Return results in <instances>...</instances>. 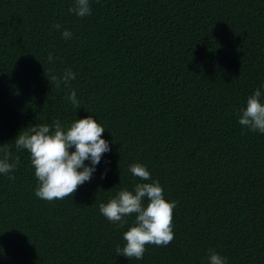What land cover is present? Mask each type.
I'll return each instance as SVG.
<instances>
[{
    "label": "trees",
    "instance_id": "obj_1",
    "mask_svg": "<svg viewBox=\"0 0 264 264\" xmlns=\"http://www.w3.org/2000/svg\"><path fill=\"white\" fill-rule=\"evenodd\" d=\"M74 3L0 0V148L20 158L14 181L0 174V264H208L209 249L264 264V134L238 122L264 93V0H90L83 18ZM66 69L76 78L57 87L51 77ZM89 115L111 150L71 198H38L15 139ZM134 163L178 201L173 241L147 245L142 260L115 251L134 217L121 228L99 211L150 182L130 173Z\"/></svg>",
    "mask_w": 264,
    "mask_h": 264
},
{
    "label": "clouds",
    "instance_id": "obj_2",
    "mask_svg": "<svg viewBox=\"0 0 264 264\" xmlns=\"http://www.w3.org/2000/svg\"><path fill=\"white\" fill-rule=\"evenodd\" d=\"M69 11L80 18L91 15L90 0H75ZM53 27L60 30L62 26L57 23ZM61 34L66 40L73 35L67 28ZM54 59L58 57L49 53L48 61L53 62ZM75 78L76 73L66 69L62 76L53 75L51 80L56 82L57 87L63 84L69 88ZM66 99L75 108L81 107L75 89ZM238 122L245 129L264 134V93L259 88L247 98L246 106L238 113ZM104 131L105 128L92 115L77 119L70 126L55 120L52 124L34 125L28 131H21L15 139V147L30 154L38 181L35 195L46 201L71 198L79 186L90 181L102 155L111 150L109 142L102 138ZM73 146L75 151H71ZM0 151H3L0 174L14 181L15 176L11 173L18 168L20 158L16 156L13 159L6 147L0 148ZM89 160L90 165L85 163ZM129 171L141 181L150 182L137 183L132 190H120L107 203H101L99 211L121 228L128 224L129 217H134L132 225L123 233L124 246L118 244L115 251L129 259L142 260L147 245L167 246L173 241V211L178 201L165 198L163 186L158 179H152L146 165L134 163L129 166ZM208 264H228V260L214 249H209Z\"/></svg>",
    "mask_w": 264,
    "mask_h": 264
}]
</instances>
